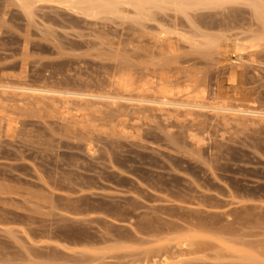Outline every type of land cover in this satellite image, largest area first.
Returning <instances> with one entry per match:
<instances>
[{
    "label": "rangeland",
    "instance_id": "rangeland-1",
    "mask_svg": "<svg viewBox=\"0 0 264 264\" xmlns=\"http://www.w3.org/2000/svg\"><path fill=\"white\" fill-rule=\"evenodd\" d=\"M12 1L0 84L123 99L0 88V264H264V16Z\"/></svg>",
    "mask_w": 264,
    "mask_h": 264
},
{
    "label": "bare ground",
    "instance_id": "bare-ground-1",
    "mask_svg": "<svg viewBox=\"0 0 264 264\" xmlns=\"http://www.w3.org/2000/svg\"><path fill=\"white\" fill-rule=\"evenodd\" d=\"M45 3H50V4L53 3V4H56L58 6H63V7L67 8L68 10H70L76 14H81L83 16L90 17V18H100V17H104V16L105 17L106 16H115V17L117 16L118 17L119 15L122 17L121 14H123V12L126 10V8H130V9L133 8L136 12H138L139 15H141L140 20L141 19L145 20V19H147L146 11H148L149 9L152 10V8H150V7H153V8L157 7L158 9L161 10V8L171 6L175 10H178V12L179 11L185 12L186 9L188 8L187 10H189L190 7L191 8L192 7L197 8L199 6H207V7L212 6L213 7V6H221V5L227 4V3H230V4H232V3H240V4L241 3H247L250 6H252L253 10L256 13L255 15H257V17L260 20L264 16V0H13L11 2V4L19 7L28 19H31L34 17V15H35L34 10L37 9L36 8L37 6H39V5L45 6L46 5ZM193 9H195V8H193ZM147 20H149V19H147ZM256 34L259 35V33H256ZM4 87H5V89H7V87L19 88L20 90H25L26 93L29 91V93H31V92L32 93H39L41 95H43L44 93H46V94H48V93L58 94V95L66 97V100L69 97H75V98L79 97V99L82 98V101H83V98L85 96H87L89 98H92V97L107 98V99H111L113 101L116 99H121V98L123 99V97H117L114 95L102 94V93L101 94L91 93V92L85 93V92L70 91V90L60 91V90L36 88V87H25V86L13 87L12 85L8 86V85L0 84V88L4 89ZM137 97H139V96H137ZM137 97L132 98V97L127 96L126 99L127 100H135V101L140 102V103H156V104H163V105L175 104V105H179V106H185V107L187 106L189 108L190 107H192V108L193 107L205 108V107L209 106V105L207 106L206 104L201 103L202 101L201 102L199 101L200 103H198V101L195 102V100H194V102H192L193 100H189V99H186V101H184V102L183 101L182 102L172 101L171 98L169 96H167L166 94L162 95L161 97H152V98H149L148 96H144V95H141L139 98H137ZM85 101H87V99ZM109 102H111V101H109ZM207 104H209V103H207ZM209 107H211V106H209ZM215 108H219V109L222 108L223 109V108H225V105L220 106V107L218 106ZM228 110H230V109H228ZM232 110H234V109H232ZM244 111H248V110L241 109L239 112H244ZM248 112H251V111H248ZM248 112H246V113H248ZM255 113L257 114V112H255ZM258 114L261 115L262 112H258Z\"/></svg>",
    "mask_w": 264,
    "mask_h": 264
}]
</instances>
